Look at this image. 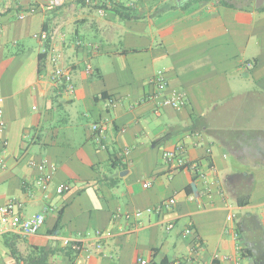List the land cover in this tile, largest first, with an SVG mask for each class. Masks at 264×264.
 <instances>
[{
  "label": "crops",
  "instance_id": "obj_1",
  "mask_svg": "<svg viewBox=\"0 0 264 264\" xmlns=\"http://www.w3.org/2000/svg\"><path fill=\"white\" fill-rule=\"evenodd\" d=\"M53 1L0 0V207L46 215L38 234L0 235V264L41 250L47 264H264V5L123 0L100 16ZM57 28L72 94L48 58L39 73L35 35ZM174 92L182 109L163 105ZM179 147L196 172L164 160Z\"/></svg>",
  "mask_w": 264,
  "mask_h": 264
},
{
  "label": "built area",
  "instance_id": "obj_2",
  "mask_svg": "<svg viewBox=\"0 0 264 264\" xmlns=\"http://www.w3.org/2000/svg\"><path fill=\"white\" fill-rule=\"evenodd\" d=\"M76 3L84 5L88 8L94 9L97 14L100 16H105L107 11L110 9L117 8L119 5L122 4L123 0H73ZM64 4L63 0H54L53 6L60 7ZM34 13V10L30 11ZM26 14H21L19 16L20 19H24ZM59 33V29H55L51 32L44 30L40 34L35 35L36 39L44 42L46 45L42 53L47 54V58L49 59L52 65V73L51 79L55 84H59L63 86L65 91L68 94H72L74 92V84L72 79V74L62 67L61 64V54L53 45V41ZM3 100L0 99V103ZM188 104V99L185 94H180L177 92L172 93L163 103L164 106H168L175 109H182ZM0 114H2V110L0 109ZM5 125L4 123H0V146L6 148L9 143L6 139L2 138L3 133L5 132ZM93 131L99 134L103 133L102 128L99 125L93 126ZM183 155V147H179L177 150L173 151H166L163 154L164 160L168 163L177 162L181 168H190L194 172L198 170V165L196 163L188 165ZM31 167H36L40 172H45L48 168L49 164L47 160H43L42 162H30ZM5 167L4 160L0 156V169ZM51 182V177L48 175L45 176L41 182V188L43 191H47L49 184ZM148 185H145L147 188ZM71 187L69 184H61L58 186V193L63 194L65 192H69ZM175 205L174 200H169L168 202H164L158 205L156 208L146 210L148 213L156 212L162 213L165 210L171 209ZM23 208V204L20 202H10L2 207H0V235H6L10 233H21L24 235H33L38 234L41 231V228L44 226L46 222V215L45 214H36L31 217L25 218L20 217L19 212ZM144 212L139 211L135 213V217L141 218ZM128 219L131 218L130 215L126 216ZM233 217H228V221H232ZM193 227L190 225L188 228L185 229V236H189L193 233ZM66 245L70 244V241L65 242ZM100 246V245H98ZM229 260V258H225ZM181 262L177 261L175 263H167V264H180ZM18 264H28L26 261L21 260ZM140 264H150V262L146 259H141Z\"/></svg>",
  "mask_w": 264,
  "mask_h": 264
},
{
  "label": "trees",
  "instance_id": "obj_3",
  "mask_svg": "<svg viewBox=\"0 0 264 264\" xmlns=\"http://www.w3.org/2000/svg\"><path fill=\"white\" fill-rule=\"evenodd\" d=\"M196 1L201 2V1H213V0H196ZM245 2H248V3L245 4ZM250 2L249 0H219V3L222 6L232 8V9H242V8L250 7L252 5ZM259 11H264V7L260 8ZM117 13L124 20H132L134 18L130 16L129 14H126L127 11L124 9H117ZM46 62H47V54L41 53L39 55V73H43V71L45 70ZM249 202H250L249 196L240 197L237 199V205L239 207H245L249 205ZM49 253L50 252L48 250H41L40 255L29 259L28 264H47Z\"/></svg>",
  "mask_w": 264,
  "mask_h": 264
},
{
  "label": "water",
  "instance_id": "obj_4",
  "mask_svg": "<svg viewBox=\"0 0 264 264\" xmlns=\"http://www.w3.org/2000/svg\"><path fill=\"white\" fill-rule=\"evenodd\" d=\"M264 5V0H256V7L260 8Z\"/></svg>",
  "mask_w": 264,
  "mask_h": 264
}]
</instances>
